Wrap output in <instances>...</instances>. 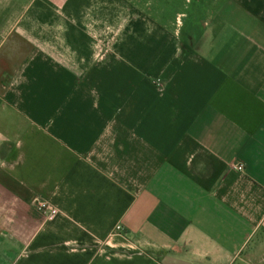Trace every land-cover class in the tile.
<instances>
[{
  "label": "crops",
  "instance_id": "1",
  "mask_svg": "<svg viewBox=\"0 0 264 264\" xmlns=\"http://www.w3.org/2000/svg\"><path fill=\"white\" fill-rule=\"evenodd\" d=\"M0 264H264V0H0Z\"/></svg>",
  "mask_w": 264,
  "mask_h": 264
},
{
  "label": "built area",
  "instance_id": "2",
  "mask_svg": "<svg viewBox=\"0 0 264 264\" xmlns=\"http://www.w3.org/2000/svg\"><path fill=\"white\" fill-rule=\"evenodd\" d=\"M235 168L237 170H242V165H236ZM34 206L38 211L42 212L43 214H47L49 218H54L57 214V210L53 206L43 201L34 200Z\"/></svg>",
  "mask_w": 264,
  "mask_h": 264
}]
</instances>
